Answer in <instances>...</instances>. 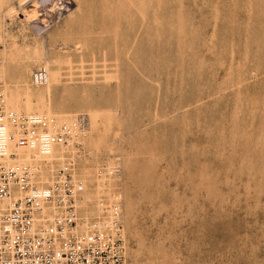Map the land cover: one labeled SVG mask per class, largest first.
<instances>
[{"label":"rangeland","instance_id":"1","mask_svg":"<svg viewBox=\"0 0 264 264\" xmlns=\"http://www.w3.org/2000/svg\"><path fill=\"white\" fill-rule=\"evenodd\" d=\"M0 92L82 121L58 150L125 264H264V0H0Z\"/></svg>","mask_w":264,"mask_h":264},{"label":"built area","instance_id":"2","mask_svg":"<svg viewBox=\"0 0 264 264\" xmlns=\"http://www.w3.org/2000/svg\"><path fill=\"white\" fill-rule=\"evenodd\" d=\"M45 76L39 68L32 82ZM4 103L0 92V264H125L120 204L101 198L83 218L85 187L61 155L82 121Z\"/></svg>","mask_w":264,"mask_h":264},{"label":"bare ground","instance_id":"3","mask_svg":"<svg viewBox=\"0 0 264 264\" xmlns=\"http://www.w3.org/2000/svg\"><path fill=\"white\" fill-rule=\"evenodd\" d=\"M44 69H45V72H46V76H45V78H46V80H45V84H46V86L48 85V82H49V73H48V71H47V68H46V66H44ZM20 74H21V72H20ZM33 84H35L34 82H33ZM2 85V84H1ZM45 86V87H46ZM49 88V87H48ZM3 90V89H2ZM21 102H23V103H25L26 102V100H25V98H22L21 99ZM9 107L11 108V109H13L11 106H10V104H9ZM14 110V109H13ZM16 111V110H15ZM24 113V112H23ZM60 120V119H59ZM76 137V136H75ZM65 154V153H64ZM113 170V169H112Z\"/></svg>","mask_w":264,"mask_h":264}]
</instances>
